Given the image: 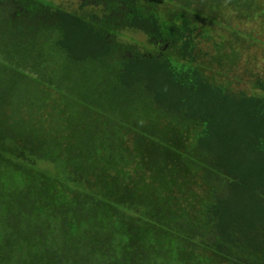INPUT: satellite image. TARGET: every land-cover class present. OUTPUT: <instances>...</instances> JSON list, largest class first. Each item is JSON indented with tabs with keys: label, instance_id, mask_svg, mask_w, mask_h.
I'll list each match as a JSON object with an SVG mask.
<instances>
[{
	"label": "trees",
	"instance_id": "trees-1",
	"mask_svg": "<svg viewBox=\"0 0 264 264\" xmlns=\"http://www.w3.org/2000/svg\"><path fill=\"white\" fill-rule=\"evenodd\" d=\"M262 49L264 0H0V264H264Z\"/></svg>",
	"mask_w": 264,
	"mask_h": 264
},
{
	"label": "rangeland",
	"instance_id": "rangeland-1",
	"mask_svg": "<svg viewBox=\"0 0 264 264\" xmlns=\"http://www.w3.org/2000/svg\"><path fill=\"white\" fill-rule=\"evenodd\" d=\"M58 2H64L65 4H69V3H71V2H75V0H57ZM233 24H236L235 22L233 23ZM235 26V25H234ZM254 26H255V24H254ZM239 27V26H238ZM239 28H242V26H240ZM243 28H245V29H256V27L254 28L253 27V24H247V25H245V26H243ZM264 49H262V51H263ZM251 56L253 57V56H255V57H257L258 58V62H259V65L261 66V67H264V51L263 52H261L260 50H257V51H255V50H253V51H251ZM245 57H246V54L244 55V58H243V62H241V65L244 63V61H245ZM248 57H250V56H248ZM247 58V57H246Z\"/></svg>",
	"mask_w": 264,
	"mask_h": 264
}]
</instances>
